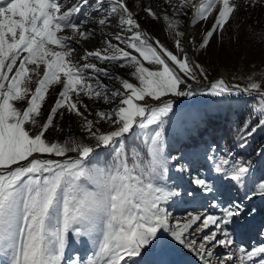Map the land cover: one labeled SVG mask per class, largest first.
Here are the masks:
<instances>
[{"label":"snow or ice","instance_id":"snow-or-ice-1","mask_svg":"<svg viewBox=\"0 0 264 264\" xmlns=\"http://www.w3.org/2000/svg\"><path fill=\"white\" fill-rule=\"evenodd\" d=\"M165 3L173 15L165 13L163 20L176 38L175 47L185 53L184 32L176 17L187 15V9L194 10V24L213 21L199 46L205 50L245 6H261L264 0H247V5L245 0ZM143 10L154 20L161 18L152 7ZM136 15L126 0H0V264H81L79 258L65 260L72 235L92 240V254L83 264H127L149 251L163 253L174 244L195 252L201 264H214V249L234 244L229 226L255 212L244 201L264 197V177L253 175L250 161H239L230 152L214 154L206 157L212 162L209 171L243 190V199L221 206L215 195L219 188L212 179L197 175L191 183L211 197V207L220 214L187 212L176 218L169 211L167 205L181 195L168 184L169 173L189 169L180 157L166 152L164 125L172 102L152 106L148 101L169 94L193 96L188 81H198L197 70L206 75L186 53L181 57L159 40L150 42ZM90 21L118 27L119 32L108 33L118 43L110 38L102 49H83L80 41L95 36L88 28ZM77 44L84 52L83 63L73 55ZM145 62L157 67H146ZM105 63L131 69L138 84L98 66ZM101 77L118 80L124 91L109 90ZM53 86L60 91L45 117L42 107ZM250 90L259 92L261 99L242 123L240 148L264 129V91L256 82L242 89ZM209 94L234 93L220 79ZM84 97L116 106L97 111L96 120L89 119L85 113L91 115V110ZM65 112L84 121L82 128L95 146L71 136L63 143L47 139L50 130L61 131L54 121ZM101 122L112 130L103 131ZM129 135H142L143 150H128ZM100 148L111 149L110 161L99 162ZM209 229L198 241L197 235ZM238 253L239 264H256L254 258L264 264V246L239 247ZM215 264H236V258L230 252Z\"/></svg>","mask_w":264,"mask_h":264},{"label":"rangeland","instance_id":"rangeland-1","mask_svg":"<svg viewBox=\"0 0 264 264\" xmlns=\"http://www.w3.org/2000/svg\"><path fill=\"white\" fill-rule=\"evenodd\" d=\"M126 2L137 14L136 18L141 24V30L148 34L151 38L150 42L154 43L159 40L167 49L181 57L186 53L193 64H199L204 69L206 78L199 75V70H197L198 81H188L195 90V95L175 97L169 94L161 97L160 101L149 100L148 102L152 106H158L164 101L172 102V112L169 113L166 118L167 122L164 125L166 152H169L171 156L180 157L181 162L189 169V171L182 173L172 169L169 173L168 184L177 187L181 193L179 197L174 198L167 205L169 211L176 218H183L187 212H207L219 215V210L211 207V197L201 194L199 189L191 183L194 176L200 175L212 179L214 185L219 188L215 195L221 206H228L235 196L238 201L243 199L244 191L237 190L226 180L217 179L216 174L209 171L212 162L206 158L207 156L230 152L239 161H250L253 165V175L255 177H264V129H258L248 138L247 142L255 139L252 144L246 145L244 148L238 146L239 137L244 130L242 123L249 117L250 111L258 106L261 99L259 92L254 90L244 92L242 89L248 88L251 83L256 82L261 85V91H264V5H254L251 8L245 6L231 21V26L227 27L222 34L215 35L210 46L205 50H202L199 46L202 43L203 36L211 28L213 21L209 19L194 24V10L187 9V15L182 13L176 17L181 20L180 30L184 32L181 40L185 53H181L175 47L176 38L174 34L169 31L167 22L163 20L165 13L169 16L173 15L172 8L165 3V0H126ZM245 5H247V0H245ZM145 7H152L161 18L154 20L148 17L143 10ZM87 11L91 12L92 9H87ZM88 28L95 32V36L87 42L80 41L83 49L92 51L98 48L102 49L106 47L105 41L110 38L113 43H118L114 37L108 36V33L120 31L114 24L99 26L97 23L90 21ZM67 34L70 35V32ZM80 44L76 45L77 50L73 55L77 61L83 63L81 57L84 52ZM120 46L123 47V45ZM133 54L138 55L134 52ZM90 62L96 63L97 61L91 60ZM98 66L106 67L113 76H119L128 79L131 83L138 84V81L131 76V69L121 68L118 64L111 63L99 64ZM145 66L157 67L148 65L146 62ZM224 71L227 74L224 75ZM220 79H223L233 89V95L217 97L209 94L212 85ZM101 82L109 90L119 89L124 91L118 80L101 77ZM181 88L183 89L184 86L182 85ZM59 91L60 88L56 86L50 89L42 107L43 116L48 115ZM236 92H239V94H235ZM83 99L91 110V115L87 112L85 115L93 120L98 119L95 115L97 111H109L116 106V104H105L103 101L94 102L86 97ZM116 103H118V99ZM81 110L83 111V109ZM253 120L255 122V118ZM41 122H43V118H41ZM54 123L59 126L61 131L50 130L46 134L49 141L63 143L71 136L95 146L96 142L87 138V133L82 128L84 121L81 118L65 112L62 119L58 114ZM100 127L103 131L112 130L111 126L105 122H101ZM33 131L35 132V129ZM237 131L239 132L236 135L239 134L237 140L224 146V143L220 140L221 133L223 132V138L225 139L223 141L225 142V135L230 138ZM136 132L139 134L142 130L137 129ZM142 141V135L135 137L129 135L126 140L128 150L130 151L132 147L143 150ZM97 153L99 162L111 160V149L100 148ZM70 155L75 156L76 154L72 153ZM189 192L193 195L186 194ZM228 195L232 196L231 201H229ZM244 203L248 210L255 209V212L251 216L244 215L242 217L247 216V220L241 219L236 222L234 227L229 226L234 244L230 248L217 246L214 249L216 255L212 258L214 264L215 261L230 252L234 254L236 264H239V247L250 250V248L253 249L257 245L264 246V236H262L264 233L261 232L263 227L256 231L258 226H264V197L256 196L251 201L245 200ZM208 231H211V229L199 233L196 237L197 240L199 241L200 237ZM251 238L258 239L257 243L250 245ZM92 251L93 243L91 239L88 237L77 238L72 235L66 248L65 260L70 261L79 258L81 264H83L84 260L92 254ZM178 251L193 255L196 262L200 260L195 252L174 244L163 253L149 251L141 257L130 259L133 260L132 263L127 261V264H171V254ZM254 259L257 264L259 259Z\"/></svg>","mask_w":264,"mask_h":264},{"label":"trees","instance_id":"trees-1","mask_svg":"<svg viewBox=\"0 0 264 264\" xmlns=\"http://www.w3.org/2000/svg\"><path fill=\"white\" fill-rule=\"evenodd\" d=\"M237 133H239L238 131L236 132V133H233L232 134V136L229 138L227 135H225V138H226V141L224 142L223 140H225L224 138H223V132L221 133V138H220V140H222V143H224V146H227L229 143H233L235 140H237V137H239V134H238V136H236L237 135ZM254 141H255V139H254ZM254 141H248L247 142V145H250V144H252V142H254ZM226 143V144H225ZM223 146V147H224ZM256 146H258V145H256ZM256 149V148H255ZM255 149H254V151H255ZM130 263H132L131 261H129Z\"/></svg>","mask_w":264,"mask_h":264},{"label":"bare ground","instance_id":"bare-ground-1","mask_svg":"<svg viewBox=\"0 0 264 264\" xmlns=\"http://www.w3.org/2000/svg\"><path fill=\"white\" fill-rule=\"evenodd\" d=\"M223 74L225 75V74H227L225 71L223 72ZM188 258V259H187ZM182 261V260H181ZM184 264H193V261H192V259L190 258V257H185V258H183V261H182ZM182 262H180V263H182Z\"/></svg>","mask_w":264,"mask_h":264}]
</instances>
